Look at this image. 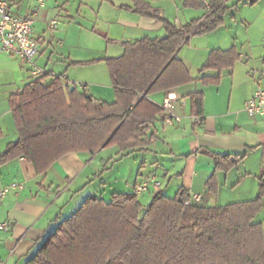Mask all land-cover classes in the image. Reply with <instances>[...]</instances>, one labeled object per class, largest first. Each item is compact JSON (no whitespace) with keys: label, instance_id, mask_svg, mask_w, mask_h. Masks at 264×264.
I'll use <instances>...</instances> for the list:
<instances>
[{"label":"crops","instance_id":"crops-1","mask_svg":"<svg viewBox=\"0 0 264 264\" xmlns=\"http://www.w3.org/2000/svg\"><path fill=\"white\" fill-rule=\"evenodd\" d=\"M0 1H6L9 10L19 17H32L37 12L33 37L38 42L39 52L32 60L33 65L51 75H62L66 85L86 90L96 98L103 96L102 86L111 84L106 74L107 64L102 59L121 56L125 42L166 35L163 22L125 6H133L137 1L147 2L176 25L187 24L207 13L204 9L185 7V0H48L43 8H39L37 0ZM220 1L230 9L237 6V3L229 6L233 0ZM239 1L245 3V0ZM53 20L60 22L56 29L49 28ZM222 26L200 35L204 37L202 45L194 43V36L181 48L178 56L194 81L170 91L179 97L176 113L185 116L180 123L169 125L163 122V111L150 127L148 135H153L154 141L147 150L123 157L117 146L102 148L94 155L70 153L45 174H37L33 164L24 157L0 161V187L14 182L24 184L0 205V223L13 224L9 232L0 230L3 264L26 263L44 239L67 218L66 210L71 208L69 212H74L72 210L87 197L101 196L109 200L114 192L134 193L135 186L149 176L162 183L160 191L166 196L172 198L184 187L190 195L201 197L199 201H192L203 207H224L258 197L259 177L264 178V117L249 116L245 103L258 84L264 83V39L259 42L257 37L239 31L235 34L220 32ZM88 33L89 37L85 36ZM82 46L99 55L80 58L73 51ZM231 47L239 53L234 67L223 70L218 83L206 85L200 81L203 76L218 75L215 70L201 71L211 51ZM1 56L0 158L9 144L18 140L10 96L37 78L32 74L33 65L19 64L15 62L18 58L9 54ZM93 74L97 77L95 81L90 77ZM99 79L101 83H97ZM198 92L204 94L202 124L192 118L195 114L190 95ZM167 93H155L151 98L162 107ZM110 149L114 150L107 155ZM246 151L244 159L228 171L217 167L212 156L214 153L235 158L234 155ZM259 154V170L240 173V166L246 165L252 155ZM113 161L116 163L109 169ZM211 177L216 192L208 186ZM247 182L249 187L245 185ZM147 194L151 199L153 193L142 196ZM256 221L264 229V207Z\"/></svg>","mask_w":264,"mask_h":264},{"label":"trees","instance_id":"trees-1","mask_svg":"<svg viewBox=\"0 0 264 264\" xmlns=\"http://www.w3.org/2000/svg\"><path fill=\"white\" fill-rule=\"evenodd\" d=\"M202 18L184 25L167 20L158 8L137 1L125 6L142 16L163 22L166 35L124 43V53L106 62L116 101L99 100L86 90L68 86L63 76L44 72L10 96L18 140L9 144L0 161L24 157L37 174H45L70 153L94 155L117 146L124 156L147 150L154 141L151 125L163 108L152 94L167 93L193 82L181 48L194 36L210 33L224 24L230 9L220 0ZM261 0H245L250 6ZM185 7L206 10L203 0H185ZM239 59L235 47L215 49L201 71L204 84L220 81L221 73ZM191 108L201 115L204 94H191ZM243 154L212 153L217 167L228 171ZM259 195L224 207H203L191 202L184 187L174 197L153 194L144 208L136 193L114 192L107 200L89 196L49 234L26 264H264V229L256 221L264 207V178ZM208 186L216 192L213 177ZM0 264H3L0 258Z\"/></svg>","mask_w":264,"mask_h":264},{"label":"built area","instance_id":"built-area-1","mask_svg":"<svg viewBox=\"0 0 264 264\" xmlns=\"http://www.w3.org/2000/svg\"><path fill=\"white\" fill-rule=\"evenodd\" d=\"M39 8L45 7L48 0H37ZM206 5V11L211 13L216 9L212 6L209 0H203ZM37 12H34L32 17H19L14 15L9 10V5L6 1H0V54H9L16 56L23 65H33V58L38 54V42L33 37V28ZM60 25L58 20H53L49 23V27L56 29ZM44 72L43 68L33 65L32 74L39 76ZM179 97L175 92L169 91L162 103L164 110L163 122L172 125L180 123L184 114L176 113V104ZM245 110L251 117H264V83H259L253 95L246 101ZM194 122L197 124L203 123L201 115L192 116ZM162 183L155 177H147L135 186V193L137 196H142L146 193H158L161 189ZM24 184L14 182L8 186L0 187V205L3 200L14 190L22 189ZM201 200L199 195H191L192 200ZM13 224L9 222L0 223V230L9 232Z\"/></svg>","mask_w":264,"mask_h":264},{"label":"rangeland","instance_id":"rangeland-1","mask_svg":"<svg viewBox=\"0 0 264 264\" xmlns=\"http://www.w3.org/2000/svg\"><path fill=\"white\" fill-rule=\"evenodd\" d=\"M233 2L234 3L231 2L229 4V6H232L235 3H237V6L232 7L227 12V14L224 16L225 21H224V25L222 26V28L219 29L220 32H224L227 34H230V33L235 34L239 31L241 34L257 37L259 39V42L262 41L264 39V0L259 1L258 4L254 5V6L246 5L244 2H242V1L240 2L239 0H233ZM182 21H184V20H182ZM183 23H186V22H183ZM89 35L90 34L88 33L85 36L89 37ZM203 38L204 37L196 36V38L194 39L195 40L194 43H196V45L201 43V45H202ZM85 48L87 49V47L82 46L81 48H79L78 50H74L73 52L75 53V55L76 54L79 55V57L82 59H90L93 57H97V55H99L97 52H89L88 49L86 50ZM1 58H2V56L0 54V62H2ZM15 62H17L19 64L21 63V61L19 59H15ZM106 74H107L108 80L110 81L111 84H109L108 87L102 86L103 89L101 90L100 93L103 96H101V98H97V99L103 100L106 102L110 101V99H111V101L114 102V101H116V94H115L114 88L112 87V81H111L108 66H107ZM90 77H93V78H91L92 80L97 79V77L94 74L91 75ZM88 83L91 84V82H88ZM92 83H95V82H92ZM97 83H101V79H99ZM79 87H81V86H79ZM111 147H114V146H110L108 148H111ZM112 150H114V149H110V151L107 152V155L109 153L113 152ZM117 150H119V149H117ZM119 155H121V157H123V154H119ZM112 157H115V154ZM259 157H260V154L256 155V157L252 155L251 159H249V161H247L248 163L246 165L240 166V168H239L240 173H244L245 171L255 173L256 171H258L259 167H260ZM105 159H107V157H105ZM113 159H115V158H113ZM115 163H116L115 161L110 162L109 169H111L112 165H114ZM108 171L109 170H107L106 172H108ZM103 172H105V170H103ZM235 172H238V171H235ZM110 174H112V172ZM112 177H114V176H112ZM245 185L249 187L248 182ZM150 201H151V199H150L149 194L140 197V202H141L143 208L146 205H148L150 203ZM81 205L82 204H80V206ZM78 208H76L75 210H72V211L75 212ZM70 210H71V208H69L65 212L66 213L65 215H67L66 216L67 218L69 217V215H72L71 213H74V212H69ZM24 264H26V263H24Z\"/></svg>","mask_w":264,"mask_h":264},{"label":"water","instance_id":"water-1","mask_svg":"<svg viewBox=\"0 0 264 264\" xmlns=\"http://www.w3.org/2000/svg\"><path fill=\"white\" fill-rule=\"evenodd\" d=\"M72 89H74V87H72Z\"/></svg>","mask_w":264,"mask_h":264}]
</instances>
